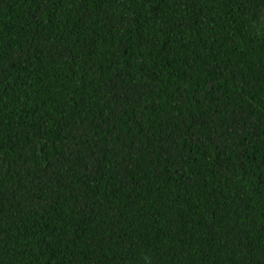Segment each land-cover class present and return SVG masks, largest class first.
<instances>
[{"label": "trees", "instance_id": "1", "mask_svg": "<svg viewBox=\"0 0 264 264\" xmlns=\"http://www.w3.org/2000/svg\"><path fill=\"white\" fill-rule=\"evenodd\" d=\"M0 264H264V0H0Z\"/></svg>", "mask_w": 264, "mask_h": 264}]
</instances>
